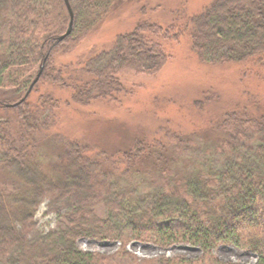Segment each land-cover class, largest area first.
<instances>
[{
	"label": "trees",
	"instance_id": "1",
	"mask_svg": "<svg viewBox=\"0 0 264 264\" xmlns=\"http://www.w3.org/2000/svg\"><path fill=\"white\" fill-rule=\"evenodd\" d=\"M5 1L4 6L0 0L7 11L0 24V110L15 109L18 126L13 132L11 119L0 120V169L11 176L0 184V264H240L218 259L214 250L221 246L250 251L264 264V107L257 106L259 117L240 109L226 114L213 128L214 146L206 144L192 170L184 160L193 147L170 132L167 143L138 142L111 162L117 154L92 157L87 147L66 141L62 164L46 167L39 142L56 125L61 101L42 93L34 110L33 93L50 84L73 89L67 105L115 101L129 93L124 79L158 73L170 58L163 42H179L181 35L175 27L142 24L90 60L82 72L91 80L69 85L56 56L78 49L118 1L128 0H69L73 28L60 42L71 23L65 0ZM194 24L193 48L203 62L264 60V0H217ZM43 65L39 82L22 101ZM59 138L54 136L63 142ZM147 163L153 170L143 177L138 167ZM46 199L58 225L43 233L36 230V213ZM83 239L121 246L114 255L88 252L78 246ZM131 242L163 249L190 245L202 256L140 259L127 249Z\"/></svg>",
	"mask_w": 264,
	"mask_h": 264
},
{
	"label": "rangeland",
	"instance_id": "2",
	"mask_svg": "<svg viewBox=\"0 0 264 264\" xmlns=\"http://www.w3.org/2000/svg\"><path fill=\"white\" fill-rule=\"evenodd\" d=\"M216 2L217 0L118 1L107 19L78 49L58 54L55 59L57 69H62L69 85H76L92 79L82 72L84 68H89L90 60L103 52H110L119 36L132 33L142 24L156 23L164 28L175 27L176 32L181 35L179 42H163L170 55L165 66L155 75H137L124 79L129 93L121 94L115 101L99 99L88 105H67L73 89H61L50 84L42 85L37 93H33L30 102L37 105L34 110L41 104L42 93H51L61 101V107L55 114L56 125L46 131L39 142V154L45 161V166L62 164L60 155L65 151L66 141L87 147V152L92 157L108 159L113 153L117 154L116 158L109 157L112 158L111 162L121 159L118 153L132 149L138 142L151 146L156 141L167 143L170 132L181 135L193 147L185 154L188 158L185 157L184 160L188 170H192L190 164L201 160L210 144L214 146L215 141L210 143L213 128L226 114L245 110L248 115L259 117L257 115L263 112L257 106L260 104L264 107V60L205 63L193 48L192 39L196 31L194 18ZM6 12L4 7L0 8V24L6 21ZM46 110L45 113L48 112ZM14 111L15 109L0 110V120L11 119L13 132L18 126L13 118ZM54 136L60 137L63 142L54 140ZM207 143H210L209 146ZM118 167L124 170L127 164ZM138 168L143 177L153 170L148 163ZM152 176L156 178L159 175ZM10 177L0 169L1 185L10 180ZM93 183L97 185V181ZM6 185H9V191L14 190L12 181H8ZM49 204L50 199H46L36 213V230L43 233L50 232L58 225V216L51 212ZM78 246L84 251L114 255L121 244L83 239L78 242ZM127 249L138 258L149 260L178 256L197 259L202 256L200 248L190 245H175L163 249L151 244L131 242ZM214 254L225 263L258 264L256 254L235 247L221 246L214 250Z\"/></svg>",
	"mask_w": 264,
	"mask_h": 264
},
{
	"label": "water",
	"instance_id": "3",
	"mask_svg": "<svg viewBox=\"0 0 264 264\" xmlns=\"http://www.w3.org/2000/svg\"><path fill=\"white\" fill-rule=\"evenodd\" d=\"M65 2H66V5H67V8H68V11H69V13H70V16H71V23H70V26H69V29H68L67 33H66L64 36H62V37H60V38L58 39L59 42L62 41L63 39H65L68 35L71 34V32H72V28H73V22H74V13H73V10H72L71 5H70V3H69V0H65ZM43 70H44V65L41 67L38 76L36 77L35 81H34L33 84L31 85L29 91L27 92L25 98H24L22 101H24V100L27 98V96H29V94L32 92L34 86L39 82V79H40V77H41V75H42V73H43ZM17 105H18V104H16V106H17ZM13 106H14V105H13Z\"/></svg>",
	"mask_w": 264,
	"mask_h": 264
}]
</instances>
